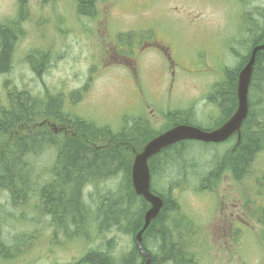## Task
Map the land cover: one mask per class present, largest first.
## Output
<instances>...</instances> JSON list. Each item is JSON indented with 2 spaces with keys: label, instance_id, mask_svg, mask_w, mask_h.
Instances as JSON below:
<instances>
[{
  "label": "rangeland",
  "instance_id": "1",
  "mask_svg": "<svg viewBox=\"0 0 264 264\" xmlns=\"http://www.w3.org/2000/svg\"><path fill=\"white\" fill-rule=\"evenodd\" d=\"M263 7L264 0H95V15L89 17L77 13L75 0H0V23L15 35L8 70L0 73V116L10 105L9 93L25 91L34 97L60 96L64 112L114 129L124 117H135L157 131L169 123L166 115L174 110H192L195 123L210 125L218 116L206 99L211 86L223 79L224 66L237 65L249 50L234 43L239 38V12L242 17L251 11L261 28L256 9ZM147 35L169 43L173 68L153 47L134 70L106 59L109 41L123 49ZM231 42L238 55L229 51ZM5 64L0 62V67ZM256 93L251 90L252 99L260 100L254 108L264 126V95ZM232 145L233 139L219 146L190 141L184 146V162H178L184 164V174L178 175L176 164L154 177V188L160 191L170 181L175 184L172 197L180 210L166 212L164 223L176 229L175 235L186 232L195 264H264L263 227L253 218L264 203V147L240 180L227 170L210 190L202 186L215 160ZM52 158L41 154L36 161L46 166ZM121 179L118 175L87 187L84 201L93 204L97 192L114 190ZM238 206L242 222L232 232L229 211ZM10 212L0 210L5 240L11 243L7 236L24 234L31 244L20 256L0 259V264L73 263L88 248L103 249L112 238V251L121 256L132 248L136 234L112 229L92 242L66 240L53 234L54 229L43 228L49 218L24 224L18 210ZM145 243L157 251L151 239Z\"/></svg>",
  "mask_w": 264,
  "mask_h": 264
},
{
  "label": "trees",
  "instance_id": "2",
  "mask_svg": "<svg viewBox=\"0 0 264 264\" xmlns=\"http://www.w3.org/2000/svg\"><path fill=\"white\" fill-rule=\"evenodd\" d=\"M75 2L79 15H95V0ZM257 12L264 20V8H257ZM249 20L247 14L244 22L248 27L247 33L243 36L239 34L234 43L250 50L249 45L264 42V36L261 38L257 32L254 37ZM258 23L257 20V30L260 28ZM14 37V31L0 23V62H6L0 67V73L8 70ZM228 49L233 56L238 55L233 42L228 44ZM249 50L241 56L237 65L224 66L223 79L211 86L207 101L217 108L218 116L207 126L194 122L192 110H174L166 115L169 123L157 131L150 128L147 120L135 117H124L125 121L114 129L108 124L98 125L92 120L64 112L60 96L34 97L25 91L10 92V105L1 110L0 116V210L4 209L8 213H11L10 209L18 210L24 224L45 222V218H49L43 228L54 229L53 234L60 233L66 240L79 238L85 243L92 242L112 229L134 236L143 224V213L148 207V203L135 193L131 183L135 152L149 139L174 124L184 123L212 130L224 123L236 109L237 76L246 64ZM251 90L257 92L258 97L259 93L264 95V51L257 53L253 66L248 114L240 129L239 143L234 141L235 145L226 148L223 155L215 160L214 168L204 178L205 184L202 186L206 187L205 190H210L215 180L227 170L234 180L241 179L256 154L264 147V126L259 120L261 114L254 108L260 100L252 99ZM43 120L45 123L40 124ZM65 129L66 133H62ZM55 130L60 132L56 133ZM188 142L171 145L148 160L150 189L163 200L158 216L143 233L142 248L151 256L152 264H195L190 250L192 241L186 232L179 231L180 235H175L176 229L164 223L166 212L180 210L177 199L172 197L174 182H168L167 187L162 188L163 191L154 188V177L162 170L174 168L178 164L175 168L178 175L184 174V164L178 162H184L183 150ZM226 142L207 145L219 146ZM41 154H53L50 164L39 165L36 158ZM118 175L122 179L114 190L97 192L91 205L84 201L87 187H94ZM262 187L264 195L263 178ZM263 204L255 209L253 218L264 232ZM32 213L34 216L30 218ZM7 237L11 243L5 240L0 224V259L20 256L31 244L26 243L24 234L14 233ZM147 238L155 244L156 252L147 247ZM114 247V239H108L103 249L99 245L88 248L77 261L66 264H146L135 240L132 248L121 256L113 253Z\"/></svg>",
  "mask_w": 264,
  "mask_h": 264
},
{
  "label": "water",
  "instance_id": "3",
  "mask_svg": "<svg viewBox=\"0 0 264 264\" xmlns=\"http://www.w3.org/2000/svg\"><path fill=\"white\" fill-rule=\"evenodd\" d=\"M259 51H264V43L252 46L246 64L239 71L236 86V109L224 123L212 130H203L198 126L184 123L174 124L149 139L139 151L135 152L131 165V183L135 193L149 203V207L143 216V226L135 236L136 245L140 248L142 256L146 259V264L152 263L149 254L141 248L142 233L148 227L151 220L159 214L163 206L162 199L150 189L148 160L171 145L186 140L221 143L237 133V143H239L240 129L248 114V91L253 66Z\"/></svg>",
  "mask_w": 264,
  "mask_h": 264
},
{
  "label": "flooded vegetation",
  "instance_id": "4",
  "mask_svg": "<svg viewBox=\"0 0 264 264\" xmlns=\"http://www.w3.org/2000/svg\"><path fill=\"white\" fill-rule=\"evenodd\" d=\"M259 9H261V8H259ZM256 13L258 14L257 9H256ZM247 14H248V17L250 19L249 20L250 28L253 31L252 34L255 37L257 35V32H259L258 34L260 36H262L261 38H263V36H264V20H263V27L258 28V30H257V28H256L257 20H256V17H253V13L251 11H249V12H247L245 14L243 13L242 17H241L240 12H239V19H240V25L238 27L239 34L240 35L242 34V36H243V34L247 33L248 27H247L246 23L244 24V22L247 19ZM259 16L261 17V15H259ZM261 21H262V19H261ZM259 22H260V20H259ZM101 36H103V34H101ZM135 40L136 39H133V41H135ZM261 43H263V42H258V43H256V45L257 44H261ZM125 45H126L127 48H123V49L122 48H117L116 46H114L112 44L111 41H109L108 42V48L105 49L106 52H108V55H107V58H106L108 60V62L113 61L115 63L123 65L126 68H131V69L134 70V68H137V66H138L137 65L138 61L137 60L139 58L143 57L144 52L148 48H152L153 47L156 50L158 49V50H160L162 52V54L164 55V57L167 60V64H168L169 68H173L174 67L175 63L173 62L172 57H171V47H170L169 43H166L165 41L160 40L159 38H149L148 35H147V37L142 36L140 39L137 40V43H135V42L127 43ZM253 45H255V44H253ZM253 45L252 44L249 45V47H250L249 51H251V48H252ZM247 60H246V62H247ZM202 74L203 73H200L198 75H202ZM46 125L50 126V124H48V123ZM44 126H45V124H44ZM55 132L57 133V132H60V131H56L55 130ZM62 133H66V129L62 130ZM231 139H233V145L232 146H234L235 143L238 140L237 134L231 136L227 140V142L230 141ZM234 141H236V142L234 143ZM238 180H240V179H238ZM244 211H243V213H244ZM229 216L231 217L230 226H231V229H232V232H233V231L239 229L240 225H238V222H239V224L242 222L241 216H240V208H239V206L237 208H235V209L233 208L231 211H229ZM230 232H231V230H230Z\"/></svg>",
  "mask_w": 264,
  "mask_h": 264
},
{
  "label": "bare ground",
  "instance_id": "5",
  "mask_svg": "<svg viewBox=\"0 0 264 264\" xmlns=\"http://www.w3.org/2000/svg\"><path fill=\"white\" fill-rule=\"evenodd\" d=\"M244 51V50H243ZM235 62V61H234ZM261 96V95H260ZM264 103V102H263ZM16 106V105H15ZM254 106V105H253ZM34 107V106H33ZM33 107H32V109H33ZM37 109V108H36ZM41 109V108H40ZM65 116V115H64ZM67 116V115H66ZM264 135V134H263ZM45 149V148H44ZM14 169V168H13ZM131 178V177H130ZM150 188H151V186H150ZM134 190V189H133ZM158 195V194H157ZM159 196V195H158ZM160 198H161V196H159ZM41 199V198H40ZM162 199V198H161ZM262 201V200H261ZM147 202V201H146ZM162 202H163V200H162ZM148 203V202H147ZM5 205H6V203H5ZM24 205V204H23ZM264 205V204H263ZM22 206V205H21ZM148 207H149V203H148ZM163 207V206H162ZM162 209V208H161ZM146 211V210H145ZM161 211V210H160ZM145 213V212H144ZM144 213H143V216H144ZM158 216V215H157ZM156 216V217H157ZM2 219V218H1ZM155 219V218H154ZM152 221V220H151ZM143 223H144V218H143ZM151 223V222H150ZM142 226H143V224H142ZM142 226L140 227V229L142 228ZM149 226V225H148ZM4 227V226H3ZM139 229V230H140ZM147 229V228H146ZM145 229V230H146ZM9 230V229H8ZM139 230L137 231V232H139ZM144 230V231H145ZM144 231H143V233H144ZM62 232V231H61ZM137 232H136V234H137ZM143 233H142V239H143ZM136 234H135V236H136ZM135 236L133 237V240H135ZM142 239H141V248H142ZM146 241V240H145ZM135 243H136V241H135ZM135 248V247H134ZM142 250H143V248H142ZM144 251V250H143ZM145 252H147V251H145ZM148 253V252H147ZM149 254V253H148ZM131 256V255H130ZM137 257H139V256H137ZM149 257H150V261H151V256L149 255ZM137 259V258H136ZM146 260V259H145ZM151 263H152V261H151ZM137 264H139V263H137Z\"/></svg>",
  "mask_w": 264,
  "mask_h": 264
}]
</instances>
